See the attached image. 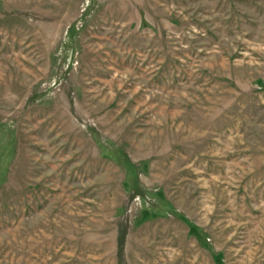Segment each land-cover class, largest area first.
Segmentation results:
<instances>
[{"label":"rangeland","instance_id":"374dc122","mask_svg":"<svg viewBox=\"0 0 264 264\" xmlns=\"http://www.w3.org/2000/svg\"><path fill=\"white\" fill-rule=\"evenodd\" d=\"M217 253L264 264V0H0V264Z\"/></svg>","mask_w":264,"mask_h":264},{"label":"trees","instance_id":"16d2710c","mask_svg":"<svg viewBox=\"0 0 264 264\" xmlns=\"http://www.w3.org/2000/svg\"><path fill=\"white\" fill-rule=\"evenodd\" d=\"M191 230L194 231V228L192 227ZM213 257H214V262H215V264H225V263L223 262V259H222V256H221L220 253H217V254L214 255Z\"/></svg>","mask_w":264,"mask_h":264}]
</instances>
